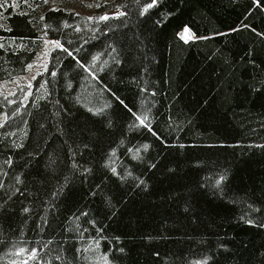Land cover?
Returning a JSON list of instances; mask_svg holds the SVG:
<instances>
[{
  "label": "trees",
  "instance_id": "trees-1",
  "mask_svg": "<svg viewBox=\"0 0 264 264\" xmlns=\"http://www.w3.org/2000/svg\"><path fill=\"white\" fill-rule=\"evenodd\" d=\"M52 1L0 0V81L60 44L0 96V264H264V0Z\"/></svg>",
  "mask_w": 264,
  "mask_h": 264
},
{
  "label": "rangeland",
  "instance_id": "rangeland-1",
  "mask_svg": "<svg viewBox=\"0 0 264 264\" xmlns=\"http://www.w3.org/2000/svg\"><path fill=\"white\" fill-rule=\"evenodd\" d=\"M10 1H13V0H10ZM47 2L49 4H53L52 0H47ZM82 2L83 3H80V0H78L75 3L65 2V4L71 5L76 10L80 12L82 11L89 16H91L92 14H94V12H96L94 11L93 5L90 4L88 0H83ZM119 12H120L119 9H113L112 11L104 13L103 16L117 14ZM0 23H1V20H0ZM184 32L185 31H183L182 34H184ZM187 35L190 37L189 33H187ZM190 38H187V39H190ZM55 42H58V41L45 40L43 42L41 48L39 49L36 56L33 58V60L28 65L24 74L19 75L11 80L0 81V96L11 95L15 93L16 91H22L27 97V95H29L30 93V88H31L33 79L39 72L45 69L48 59H49L50 52L54 48H56ZM4 118H5L4 114L0 115V123L4 120ZM20 257L22 258V260H27L31 257V253H23Z\"/></svg>",
  "mask_w": 264,
  "mask_h": 264
},
{
  "label": "snow or ice",
  "instance_id": "snow-or-ice-1",
  "mask_svg": "<svg viewBox=\"0 0 264 264\" xmlns=\"http://www.w3.org/2000/svg\"><path fill=\"white\" fill-rule=\"evenodd\" d=\"M101 19H107V17H102ZM187 33H188V30L185 29L184 34H182V36H181V38H182V39H185L186 41H187V38H190V37L187 35ZM55 44H56V47H60L59 42H55ZM29 67H31V66H29Z\"/></svg>",
  "mask_w": 264,
  "mask_h": 264
}]
</instances>
